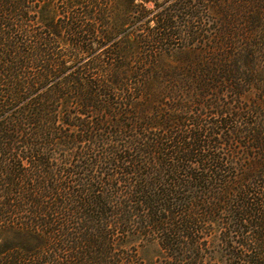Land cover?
<instances>
[{
  "label": "trees",
  "instance_id": "1",
  "mask_svg": "<svg viewBox=\"0 0 264 264\" xmlns=\"http://www.w3.org/2000/svg\"><path fill=\"white\" fill-rule=\"evenodd\" d=\"M0 264H264V0H0Z\"/></svg>",
  "mask_w": 264,
  "mask_h": 264
},
{
  "label": "rangeland",
  "instance_id": "2",
  "mask_svg": "<svg viewBox=\"0 0 264 264\" xmlns=\"http://www.w3.org/2000/svg\"><path fill=\"white\" fill-rule=\"evenodd\" d=\"M145 259L149 260L151 256H153V253L150 250H147L144 252V255H142Z\"/></svg>",
  "mask_w": 264,
  "mask_h": 264
}]
</instances>
